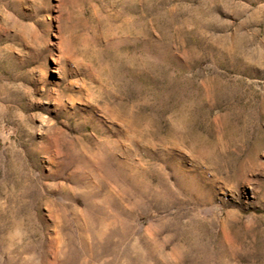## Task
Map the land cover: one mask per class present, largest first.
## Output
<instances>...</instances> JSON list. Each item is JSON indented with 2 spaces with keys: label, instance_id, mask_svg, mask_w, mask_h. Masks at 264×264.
Wrapping results in <instances>:
<instances>
[{
  "label": "rangeland",
  "instance_id": "rangeland-1",
  "mask_svg": "<svg viewBox=\"0 0 264 264\" xmlns=\"http://www.w3.org/2000/svg\"><path fill=\"white\" fill-rule=\"evenodd\" d=\"M0 264H264V0H0Z\"/></svg>",
  "mask_w": 264,
  "mask_h": 264
}]
</instances>
